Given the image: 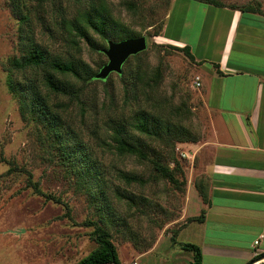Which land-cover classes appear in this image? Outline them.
<instances>
[{
	"label": "rangeland",
	"instance_id": "obj_1",
	"mask_svg": "<svg viewBox=\"0 0 264 264\" xmlns=\"http://www.w3.org/2000/svg\"><path fill=\"white\" fill-rule=\"evenodd\" d=\"M220 1L237 7L259 1L264 13V0ZM134 2L138 3L137 9L129 11L122 0H109L113 12L126 25L140 32L138 35H145L146 48L141 58L148 70L160 66L162 80L154 97L148 99L146 86L135 76L139 57L127 65L124 61L121 75L113 71L107 81L92 80L83 85L79 100L50 93L48 102L54 109L59 110L60 102L66 103L61 113L66 125L70 124L68 141L80 140L88 155L69 165L46 139L42 124L27 116L25 106L21 108L7 85V76L14 72L9 59L20 53V21L10 0H0V264H73L97 245L92 237L93 225L88 223L91 219L110 232L121 264H188L192 259V250L182 247L183 242L195 240L194 229L185 225L192 221L189 214L199 213L195 199L189 202V214L182 213L189 162L181 151L182 142L187 141L174 140L172 145L146 138L149 146L160 151L163 164L170 168L177 161L181 166L182 171L179 166L175 172L179 181L175 184L155 170L151 158L156 156L151 151L147 158L118 154L111 146L110 124L113 120H132L138 109L152 108L155 97H165L169 108L182 101L191 108L183 124L199 137L202 122L194 108L199 81L196 62L174 45L190 44L197 53L210 37L215 47L223 21L215 20L209 33L215 5L201 0ZM45 3L30 14L28 25L22 24V32L29 29L39 43L61 52L66 46L52 22L58 17V8L69 15L79 1ZM49 24L51 33L46 29ZM157 31L179 39L173 38V42L164 35L152 34ZM106 45L107 41L103 47ZM82 56L97 70L98 62L107 61L103 51L91 50L84 42ZM8 161L19 169L7 172ZM92 163L96 167L92 171L99 169L97 177H80V170L93 167ZM122 171L137 173L140 181L127 182L120 176ZM194 181L196 186H204L200 178ZM118 192L135 194V202L127 201ZM262 260L264 256L252 264Z\"/></svg>",
	"mask_w": 264,
	"mask_h": 264
},
{
	"label": "crops",
	"instance_id": "obj_2",
	"mask_svg": "<svg viewBox=\"0 0 264 264\" xmlns=\"http://www.w3.org/2000/svg\"><path fill=\"white\" fill-rule=\"evenodd\" d=\"M215 20L223 21L215 47L210 37L197 53L188 44L202 128L197 140L182 142L189 162L182 213L193 199L204 208L202 220L185 225L194 229L201 264H244L264 251V14L215 5L209 33Z\"/></svg>",
	"mask_w": 264,
	"mask_h": 264
},
{
	"label": "trees",
	"instance_id": "obj_3",
	"mask_svg": "<svg viewBox=\"0 0 264 264\" xmlns=\"http://www.w3.org/2000/svg\"><path fill=\"white\" fill-rule=\"evenodd\" d=\"M35 1V3H33ZM77 6L72 14L69 15L61 11L59 8L58 17L52 22L53 29L60 34V39L66 47L57 51L47 48L46 46L35 40L29 29L22 32V24L28 25L29 16L33 11H37L44 7L45 0H10V6L15 9L20 21L18 33V49L19 55H14L9 59V67L14 71L13 75L7 76V85L18 98L21 108L25 106L26 114L32 117L37 123H41L47 135L46 139L50 140V144L58 149L61 160L71 165V163L80 158L88 157L84 152L80 140L71 143L66 137L69 132L70 124L66 125V121L61 113L64 111L62 104L59 110L54 109L48 102V96L52 93L54 96L61 94L67 95L69 98L79 100L83 85L88 84L92 80L107 81L109 75L105 79L96 78L94 68L82 56V42L86 43L88 48L98 53H102V47L107 39H121L129 36H136L140 32L130 28L119 18L110 6L109 0H78ZM212 3L214 5H228L237 7L232 4H224L220 0H201ZM122 4L129 11H135L138 3L134 0H122ZM245 11H253L263 13L259 1L249 2L243 7H237ZM264 14V13H263ZM151 24V23H150ZM163 26V25H162ZM50 24L46 25V29L50 31ZM163 30V28L161 29ZM152 34L165 35L161 31ZM53 35V34H52ZM54 36V35H53ZM55 38V36H54ZM194 58L190 51L189 45L178 46ZM141 50L131 54L125 60V65L130 63L131 59H139L135 76L143 81L146 86L148 99L154 97L155 92L162 80V70L156 65L148 70L145 59L141 58ZM103 62L96 65L100 67ZM127 70V68H126ZM113 72V71H112ZM123 72V71H121ZM121 72L118 73L121 75ZM152 108H140L134 112L132 120L124 121L113 120L110 124L111 146L118 154H131L138 158H147L150 151L156 158H151L154 163L155 170L161 177L168 179L172 183H178L175 172L179 169V163L174 161L172 167L163 164L160 151L153 146H149L146 138H158L166 144H174V140L195 141L198 136L190 132L183 124V119L189 117L191 108L186 107L184 101L180 104H174L171 108L167 107V99L154 98ZM186 111L188 113H186ZM182 113V117L179 115ZM174 115V119L171 116ZM4 158H2L3 160ZM7 172L18 170L19 168L13 162H10ZM93 167H85L80 170L79 175L91 174L97 177L99 169L95 165ZM20 169H22L20 167ZM180 171H182L180 166ZM120 176L127 182L140 181L139 175L135 172L122 171ZM183 181V179H182ZM185 182V181H184ZM198 193L203 201L207 200V191L205 186L198 184ZM39 192V189L35 188ZM103 189L101 188L100 191ZM125 198L129 202H135L136 195L131 192H118V195ZM52 197V195H49ZM204 217V208L196 215L189 217L190 220H202ZM89 224L93 225L92 237L97 243L96 247L89 251L86 255L79 258L73 264H121L118 257L117 248L111 238L110 232L96 220H89ZM182 247L192 250V259L188 264L202 263V250L200 245L195 242L185 241ZM264 256V251L257 252L244 264ZM110 262V263H109ZM256 264H264V260Z\"/></svg>",
	"mask_w": 264,
	"mask_h": 264
},
{
	"label": "water",
	"instance_id": "obj_4",
	"mask_svg": "<svg viewBox=\"0 0 264 264\" xmlns=\"http://www.w3.org/2000/svg\"><path fill=\"white\" fill-rule=\"evenodd\" d=\"M145 48L146 37L144 34L129 36L117 40L107 39V45L102 48V51L107 56V61L104 62L95 72V77L105 79L112 71L120 73L122 71V64L128 58V56ZM259 258L250 261L248 264H252Z\"/></svg>",
	"mask_w": 264,
	"mask_h": 264
},
{
	"label": "built area",
	"instance_id": "obj_5",
	"mask_svg": "<svg viewBox=\"0 0 264 264\" xmlns=\"http://www.w3.org/2000/svg\"><path fill=\"white\" fill-rule=\"evenodd\" d=\"M197 84H199V81H197ZM181 154H182V155H185L184 153H181ZM257 241H258V240L256 239L255 242L257 243Z\"/></svg>",
	"mask_w": 264,
	"mask_h": 264
}]
</instances>
